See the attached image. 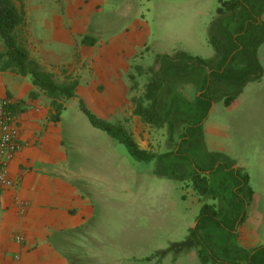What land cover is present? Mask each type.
Masks as SVG:
<instances>
[{
  "label": "rangeland",
  "instance_id": "1",
  "mask_svg": "<svg viewBox=\"0 0 264 264\" xmlns=\"http://www.w3.org/2000/svg\"><path fill=\"white\" fill-rule=\"evenodd\" d=\"M16 2L26 17L30 10L26 1ZM219 6L220 0H104L92 12V21L100 25L102 34L92 39L111 44L108 68L110 76L121 81L125 100L115 111L106 106L105 115L97 111L94 100L75 96L63 101L69 152L78 156L79 166L91 178L94 230L105 229L108 238L103 244L91 239L82 244L76 264H247V255L264 246L263 45L258 49L261 79L249 82L240 92L227 82H213V105L199 133L181 144L183 134L189 135L197 125L196 98L210 72L204 65H188L184 55L215 67L217 54L211 40L213 35L221 40L217 34ZM53 8L47 4L46 10L34 12L35 35L28 34L25 18L16 36L29 49L37 69L64 85L78 81L86 68H80L81 43L72 51L68 43L56 41L50 31L39 28L42 17ZM116 56L120 65L115 63ZM173 60L177 63L167 64ZM157 72L164 81L157 110L161 115L170 112L162 127L145 124L134 114L132 101L145 95ZM98 89L102 91L103 85ZM83 107L115 129L125 130L156 156L138 160L117 136L93 126ZM218 165L235 172H208ZM199 169L208 170L204 175L211 185L204 196L194 186ZM246 176L253 196L248 200L245 190L242 195L248 201L240 197L246 204L245 220L240 223L235 221L239 206L233 196L234 180ZM205 203L214 205L218 219L202 218L197 228ZM241 236L256 237L260 244L243 245Z\"/></svg>",
  "mask_w": 264,
  "mask_h": 264
},
{
  "label": "crops",
  "instance_id": "2",
  "mask_svg": "<svg viewBox=\"0 0 264 264\" xmlns=\"http://www.w3.org/2000/svg\"><path fill=\"white\" fill-rule=\"evenodd\" d=\"M25 1L30 9L25 17L29 35H35L34 12L46 10L50 4L54 8L42 17L39 28L50 31L56 41L68 43L72 51L76 44H82L78 48L82 53L80 68L85 66L86 74L79 73L75 96L94 100L103 115L106 106L114 111L120 108L125 93L121 81L110 76L107 61L111 44L100 39H94V44L83 43L86 37L102 36L92 16L104 0ZM115 63L120 65V57L116 56ZM89 69L92 74L88 75ZM98 85H103L102 91ZM7 96L16 100L13 111L22 148L9 164L14 185L0 186V264H76L82 244H89L90 239L103 244L108 238L105 229L94 230L96 206L88 182L91 178L84 166H79L78 156L69 152L64 111L55 116L52 99L34 85L30 75L1 72L0 99ZM19 235L21 242L16 239ZM241 237L243 245L260 244L256 237Z\"/></svg>",
  "mask_w": 264,
  "mask_h": 264
},
{
  "label": "trees",
  "instance_id": "3",
  "mask_svg": "<svg viewBox=\"0 0 264 264\" xmlns=\"http://www.w3.org/2000/svg\"><path fill=\"white\" fill-rule=\"evenodd\" d=\"M217 13L219 15L217 34L221 37V40L217 39L215 35L212 36L211 41L215 46L217 54L215 67H212L210 63L203 59L187 54L184 55V59L186 58L188 65H204L210 69V72L202 80L199 95L196 98V108L199 113L196 117L197 125L191 130L189 135L183 134L181 144L184 145L191 136L199 133L200 129L198 127L208 115L213 105V96H210L213 82H227L240 92L246 84L251 81L260 80L263 76L258 49L264 44V22L262 21L264 0H220ZM24 20L25 15L23 11L17 7L14 0H0V73L13 72L22 76L30 75L34 85L40 90L45 91L52 99L51 104L56 111L55 116L58 118L62 110L65 109L63 101L69 100L76 95L79 82L73 80L67 84L59 85L37 69L38 66L31 60L29 51L18 42L16 36V31L24 23ZM83 43L94 44L95 41L90 37H86L83 39ZM170 62L167 64L173 65V63H177L175 60ZM163 86L164 81L161 79L160 73L157 72L148 83L145 95L132 98L134 114L139 116L145 124L162 127L167 120L166 118L170 112L167 111L164 115H161L157 110ZM31 94L34 95L35 92ZM233 98V96L227 97L226 105H229V102ZM83 111L93 126L108 131L110 135L117 136L121 142L126 144L130 153L138 160H151L156 156L155 153L141 148L125 130L115 129L108 122L98 118L85 107H83ZM162 155L165 156L166 154ZM228 169L226 166L221 165L213 167L209 171L199 169L193 177L194 186L198 194L204 196L211 191L209 178L204 175L207 171L218 172L224 170L228 174L235 172V170L230 171L231 169ZM234 183L233 196L237 201L236 203L233 201V203L239 206L235 221L241 223L245 220L243 209L246 204L241 203L242 199L240 200V197H243L245 200H251L253 191L250 187L247 188L249 184L248 176L243 179L237 178L234 180ZM245 190L248 191L247 199L242 195ZM202 218L205 219L204 221H216L218 219L216 218V209L213 204L205 203L202 206L197 228ZM200 255L202 259L205 258L202 251ZM247 264H264V246H260L254 252L247 255Z\"/></svg>",
  "mask_w": 264,
  "mask_h": 264
},
{
  "label": "built area",
  "instance_id": "4",
  "mask_svg": "<svg viewBox=\"0 0 264 264\" xmlns=\"http://www.w3.org/2000/svg\"><path fill=\"white\" fill-rule=\"evenodd\" d=\"M15 104L13 97L0 99V186L5 187L14 185L9 174V164L22 148L18 118L13 111ZM16 239L21 242L23 237L19 235Z\"/></svg>",
  "mask_w": 264,
  "mask_h": 264
},
{
  "label": "flooded vegetation",
  "instance_id": "5",
  "mask_svg": "<svg viewBox=\"0 0 264 264\" xmlns=\"http://www.w3.org/2000/svg\"><path fill=\"white\" fill-rule=\"evenodd\" d=\"M264 45V44H263ZM232 212V211H231ZM242 223V222H241Z\"/></svg>",
  "mask_w": 264,
  "mask_h": 264
}]
</instances>
